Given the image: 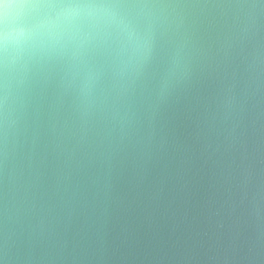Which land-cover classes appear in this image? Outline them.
I'll return each instance as SVG.
<instances>
[{
    "label": "clouds",
    "instance_id": "obj_1",
    "mask_svg": "<svg viewBox=\"0 0 264 264\" xmlns=\"http://www.w3.org/2000/svg\"><path fill=\"white\" fill-rule=\"evenodd\" d=\"M180 110L205 136L225 129L238 154L225 182L253 229L209 261L264 264V0H0V264L95 259L70 224L120 200V178L165 152Z\"/></svg>",
    "mask_w": 264,
    "mask_h": 264
},
{
    "label": "water",
    "instance_id": "obj_2",
    "mask_svg": "<svg viewBox=\"0 0 264 264\" xmlns=\"http://www.w3.org/2000/svg\"><path fill=\"white\" fill-rule=\"evenodd\" d=\"M259 111L250 117L256 123L249 122L246 136L257 170L261 166ZM201 128L195 113L178 111L164 129L165 152L135 178L127 173L120 178V200L87 224L82 217L73 219L68 239L79 244L77 251L85 248L96 256L82 264H186L182 257L188 248L196 251L191 264H213L208 256L227 247L237 229L239 243L246 245L253 229L245 205L240 204L243 191H229L224 178L232 159L238 162V154L225 153L223 127L207 136ZM101 247L106 250L104 260L98 258Z\"/></svg>",
    "mask_w": 264,
    "mask_h": 264
}]
</instances>
